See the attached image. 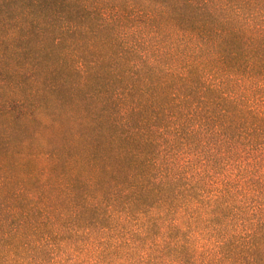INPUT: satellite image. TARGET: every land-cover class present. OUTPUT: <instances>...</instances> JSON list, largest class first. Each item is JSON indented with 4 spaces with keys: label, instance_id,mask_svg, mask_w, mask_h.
I'll list each match as a JSON object with an SVG mask.
<instances>
[{
    "label": "trees",
    "instance_id": "trees-1",
    "mask_svg": "<svg viewBox=\"0 0 264 264\" xmlns=\"http://www.w3.org/2000/svg\"><path fill=\"white\" fill-rule=\"evenodd\" d=\"M25 2L123 61L115 148L86 182L0 155V264H264V0Z\"/></svg>",
    "mask_w": 264,
    "mask_h": 264
},
{
    "label": "rangeland",
    "instance_id": "rangeland-1",
    "mask_svg": "<svg viewBox=\"0 0 264 264\" xmlns=\"http://www.w3.org/2000/svg\"><path fill=\"white\" fill-rule=\"evenodd\" d=\"M13 1L14 10L0 19V155L19 178L43 169L94 179L90 163L112 165L110 71L123 61L109 48L75 47L69 37L36 31L41 25L17 11L28 2Z\"/></svg>",
    "mask_w": 264,
    "mask_h": 264
}]
</instances>
